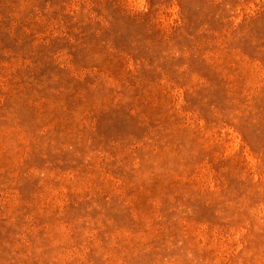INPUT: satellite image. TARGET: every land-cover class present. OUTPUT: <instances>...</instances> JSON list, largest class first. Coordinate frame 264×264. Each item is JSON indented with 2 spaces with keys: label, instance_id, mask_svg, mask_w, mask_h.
I'll return each mask as SVG.
<instances>
[{
  "label": "rangeland",
  "instance_id": "rangeland-1",
  "mask_svg": "<svg viewBox=\"0 0 264 264\" xmlns=\"http://www.w3.org/2000/svg\"><path fill=\"white\" fill-rule=\"evenodd\" d=\"M0 264H264V0H0Z\"/></svg>",
  "mask_w": 264,
  "mask_h": 264
}]
</instances>
